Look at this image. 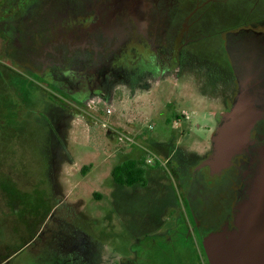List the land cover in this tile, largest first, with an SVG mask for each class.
Wrapping results in <instances>:
<instances>
[{
    "label": "flooded vegetation",
    "instance_id": "1",
    "mask_svg": "<svg viewBox=\"0 0 264 264\" xmlns=\"http://www.w3.org/2000/svg\"><path fill=\"white\" fill-rule=\"evenodd\" d=\"M197 3L0 0V61L10 65V69L0 70V82L2 77L6 81L5 73L9 72L26 80L30 89L40 94V101H30V106L46 105L48 118H38L51 125L52 141L60 135V126L71 117L73 109L92 108L95 100L112 105L124 95L134 98L151 83L181 71L193 72L216 88L223 106V111L215 114L220 122L238 91L229 50L244 40L262 42L264 19L258 24H235L204 42L205 37L194 34V28L201 31L196 21L198 12L194 11ZM200 8L204 9L203 5ZM259 46L264 48V42ZM251 142L242 157L220 176H211L207 169L199 168L203 158L197 155L173 144H154L151 150L165 163L161 166L154 159L146 165L164 171L160 176L165 178L164 184L159 182V176L148 178L146 172L150 170L143 166V183H114L123 199L140 188L149 190V213L156 219L152 221L155 231L146 236L160 237L163 244L172 247L173 241L180 239L198 264L199 240L201 243L205 235L233 225L236 206L246 196L258 150L264 145V119L257 124ZM167 207L175 210V219L171 228L160 233L161 216ZM74 231L67 219H58L50 230L37 234V240L45 239L36 254L41 261L35 264H91L84 239ZM33 239L7 255L0 248V264H7ZM137 253L132 263L125 259L121 264H139Z\"/></svg>",
    "mask_w": 264,
    "mask_h": 264
},
{
    "label": "rangeland",
    "instance_id": "2",
    "mask_svg": "<svg viewBox=\"0 0 264 264\" xmlns=\"http://www.w3.org/2000/svg\"><path fill=\"white\" fill-rule=\"evenodd\" d=\"M197 2L201 31L194 28V34L205 37L204 42L235 24L264 19V0ZM3 61L0 70L10 69ZM5 75L0 82V248L7 255L34 238L7 264L40 262L36 254L45 237L36 236L58 219H67L82 236L91 264L132 263L135 251L139 264H195L180 239L172 247L160 237L146 236L155 231L156 219L149 213V190L140 188L123 199L111 172L125 159H134L150 170L148 178L159 176L164 184V171L145 162L150 155L164 165V158L150 148L154 144H173L205 158L220 123L215 114L223 111L212 83L181 71L151 83L134 98L124 95L112 105L95 100L92 108L73 109L52 141L51 125L38 118L47 117L46 105L30 106V101H40V94L26 80ZM161 218L160 233L172 227L175 210L167 207Z\"/></svg>",
    "mask_w": 264,
    "mask_h": 264
},
{
    "label": "water",
    "instance_id": "3",
    "mask_svg": "<svg viewBox=\"0 0 264 264\" xmlns=\"http://www.w3.org/2000/svg\"><path fill=\"white\" fill-rule=\"evenodd\" d=\"M262 42L241 41L229 50L238 91L217 126L209 154L199 165L220 176L252 144L257 124L264 119V48ZM208 264H264V145L246 196L236 206L233 225L201 239Z\"/></svg>",
    "mask_w": 264,
    "mask_h": 264
},
{
    "label": "trees",
    "instance_id": "4",
    "mask_svg": "<svg viewBox=\"0 0 264 264\" xmlns=\"http://www.w3.org/2000/svg\"><path fill=\"white\" fill-rule=\"evenodd\" d=\"M113 181L124 186H130L135 184H140L144 182V169L141 167L140 163L134 159H128L121 164L113 168L111 172ZM199 250L197 251L198 264L207 263L206 257L204 255L200 240H199ZM203 257V261H202Z\"/></svg>",
    "mask_w": 264,
    "mask_h": 264
},
{
    "label": "built area",
    "instance_id": "5",
    "mask_svg": "<svg viewBox=\"0 0 264 264\" xmlns=\"http://www.w3.org/2000/svg\"><path fill=\"white\" fill-rule=\"evenodd\" d=\"M124 136H117V140L118 141H123V140H125L124 138H123ZM126 141V140H125ZM155 158H151V157H148L147 159H146V164H150L153 160H154Z\"/></svg>",
    "mask_w": 264,
    "mask_h": 264
}]
</instances>
